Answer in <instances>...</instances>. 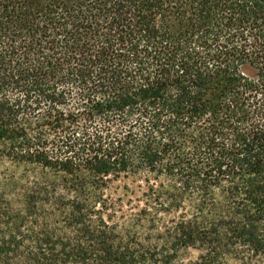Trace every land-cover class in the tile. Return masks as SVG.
I'll return each instance as SVG.
<instances>
[{"label": "trees", "instance_id": "trees-1", "mask_svg": "<svg viewBox=\"0 0 264 264\" xmlns=\"http://www.w3.org/2000/svg\"><path fill=\"white\" fill-rule=\"evenodd\" d=\"M0 166V264H264V0H0Z\"/></svg>", "mask_w": 264, "mask_h": 264}, {"label": "rangeland", "instance_id": "rangeland-1", "mask_svg": "<svg viewBox=\"0 0 264 264\" xmlns=\"http://www.w3.org/2000/svg\"><path fill=\"white\" fill-rule=\"evenodd\" d=\"M3 169L5 168L0 166V185L3 183ZM144 187L145 185H143L142 182L135 180L133 177H122L111 184V191L116 196L128 198L131 196L136 197L137 195H142ZM198 255V250H191V256L193 258H196Z\"/></svg>", "mask_w": 264, "mask_h": 264}]
</instances>
